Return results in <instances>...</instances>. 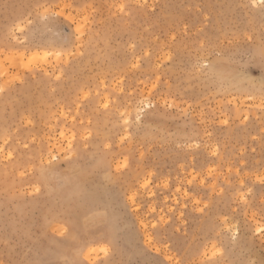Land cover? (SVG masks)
Masks as SVG:
<instances>
[{
	"label": "rangeland",
	"instance_id": "rangeland-1",
	"mask_svg": "<svg viewBox=\"0 0 264 264\" xmlns=\"http://www.w3.org/2000/svg\"><path fill=\"white\" fill-rule=\"evenodd\" d=\"M262 180L264 0H0V264H264Z\"/></svg>",
	"mask_w": 264,
	"mask_h": 264
},
{
	"label": "snow or ice",
	"instance_id": "snow-or-ice-1",
	"mask_svg": "<svg viewBox=\"0 0 264 264\" xmlns=\"http://www.w3.org/2000/svg\"><path fill=\"white\" fill-rule=\"evenodd\" d=\"M44 18L47 19V17H44ZM138 118H139V117H137V119H138ZM261 182L264 183V180H262Z\"/></svg>",
	"mask_w": 264,
	"mask_h": 264
},
{
	"label": "bare ground",
	"instance_id": "bare-ground-1",
	"mask_svg": "<svg viewBox=\"0 0 264 264\" xmlns=\"http://www.w3.org/2000/svg\"><path fill=\"white\" fill-rule=\"evenodd\" d=\"M68 178V177H67Z\"/></svg>",
	"mask_w": 264,
	"mask_h": 264
}]
</instances>
